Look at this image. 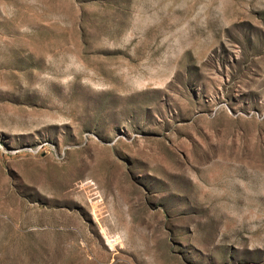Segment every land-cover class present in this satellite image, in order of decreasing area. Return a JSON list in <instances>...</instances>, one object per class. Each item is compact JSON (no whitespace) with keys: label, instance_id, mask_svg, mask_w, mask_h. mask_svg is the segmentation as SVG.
<instances>
[{"label":"rangeland","instance_id":"1","mask_svg":"<svg viewBox=\"0 0 264 264\" xmlns=\"http://www.w3.org/2000/svg\"><path fill=\"white\" fill-rule=\"evenodd\" d=\"M0 264H264V0H0Z\"/></svg>","mask_w":264,"mask_h":264}]
</instances>
